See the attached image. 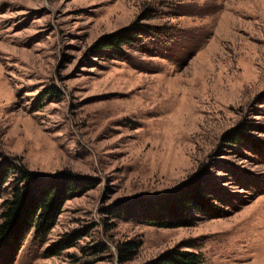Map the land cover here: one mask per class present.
Listing matches in <instances>:
<instances>
[{"label": "rangeland", "instance_id": "obj_1", "mask_svg": "<svg viewBox=\"0 0 264 264\" xmlns=\"http://www.w3.org/2000/svg\"><path fill=\"white\" fill-rule=\"evenodd\" d=\"M3 165L0 214L21 172L79 186L0 264H264V0H0ZM197 178L217 217L118 218Z\"/></svg>", "mask_w": 264, "mask_h": 264}, {"label": "trees", "instance_id": "obj_2", "mask_svg": "<svg viewBox=\"0 0 264 264\" xmlns=\"http://www.w3.org/2000/svg\"><path fill=\"white\" fill-rule=\"evenodd\" d=\"M133 38L136 37H132L125 30L119 31L101 38L95 47L107 50L119 49L121 45L127 44ZM230 137L229 141L233 143H241L245 139L242 131L235 132ZM10 173V167L0 166V198ZM21 178L25 185L16 188L0 214V243L3 244L12 237L16 241L21 240L22 234L31 228L40 232L51 225L50 217L53 216V210L79 186V183L71 177L53 179L47 185H43L30 173L21 172ZM198 181L197 178L193 183L188 182L156 197L154 203H147L140 207L142 210L140 209L139 215L131 209L132 206L126 205L121 213L118 212V218L135 220L140 217L149 226L173 229L185 228L193 224L190 211L206 212L208 215L217 217L221 214L220 209L212 204ZM145 210L146 213H143ZM130 248L131 246L124 248L123 252L131 253ZM155 264H202V260L197 253L172 250L161 255Z\"/></svg>", "mask_w": 264, "mask_h": 264}]
</instances>
